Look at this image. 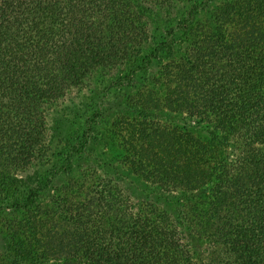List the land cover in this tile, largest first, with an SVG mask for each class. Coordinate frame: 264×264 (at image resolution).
Returning a JSON list of instances; mask_svg holds the SVG:
<instances>
[{
	"label": "trees",
	"instance_id": "16d2710c",
	"mask_svg": "<svg viewBox=\"0 0 264 264\" xmlns=\"http://www.w3.org/2000/svg\"><path fill=\"white\" fill-rule=\"evenodd\" d=\"M246 25L253 42L236 36ZM262 26L264 0H0V216L22 215L0 225V264H264ZM159 61L171 94L158 107L214 130L164 126L135 167L185 196L178 213L135 199L110 152L92 155L102 108L66 149L53 123L61 108L81 118L101 77L134 86ZM87 155L82 179L62 181Z\"/></svg>",
	"mask_w": 264,
	"mask_h": 264
},
{
	"label": "rangeland",
	"instance_id": "374dc122",
	"mask_svg": "<svg viewBox=\"0 0 264 264\" xmlns=\"http://www.w3.org/2000/svg\"><path fill=\"white\" fill-rule=\"evenodd\" d=\"M158 18L160 21H164V18L160 16ZM165 21V25H168L169 23ZM158 25L161 24L158 23ZM235 33L237 37L243 34L242 37L251 42L254 41L256 36L260 35L256 32H251V27L247 25L236 26ZM182 39L184 40L180 39L181 48L184 46L185 49V43L188 38ZM162 60L160 61L162 62ZM160 61L155 63L152 72L141 73L134 86L129 85L123 86L122 88L114 86L105 89V85L110 76L107 75V78H97L100 82L97 80L94 93L89 95L93 98V104L82 106L80 109L77 108L81 113L84 109L87 112L76 122H73V119H68L69 122L66 121L65 123L62 117L63 113L67 110L61 108L60 111H57L58 114L54 116L53 123L56 126L64 125L61 126L63 130H59L61 133L57 135L62 138V146L66 149L70 144L79 139L82 131L83 117L93 112L95 113L99 107L102 108L106 117L100 119L96 127V133L100 137L92 145V155H101L110 152L111 157L109 161L112 160L113 163L107 167L105 165V169H107L108 173L112 174L115 181L116 179H121L127 186L132 187L135 199H159L166 201L172 199L169 207L170 209L172 207V211L178 213L177 205L181 199H186L185 196H176L175 194L163 191L158 185H153L144 179L141 174L136 172L135 167L141 161L151 162V159L147 157L150 145L153 142L159 145L160 138L157 134L162 131L164 126L169 127V130L174 127H181L185 130L193 131L203 139L211 138L213 134L211 131L214 130L205 127V124L200 123V121L187 114L158 107L157 102H164L165 98L171 94L168 88L162 86L160 83L158 84V67L160 66ZM153 149L158 148L153 147ZM89 157L88 155L80 156L77 160L76 169L69 176L63 175V179L65 180L62 181H70L78 177L82 179V172L88 169L87 163L90 160ZM150 166H156V164ZM97 171L99 170L95 169V173ZM95 180L100 183V179ZM89 184L88 182L87 186ZM57 191H59L57 188H51V190L44 192V195L40 199L43 202L49 199H56ZM12 217H22V215L18 213L4 214L2 217L0 216V225L3 219L8 221ZM6 241L8 242L0 234V249L6 247Z\"/></svg>",
	"mask_w": 264,
	"mask_h": 264
}]
</instances>
